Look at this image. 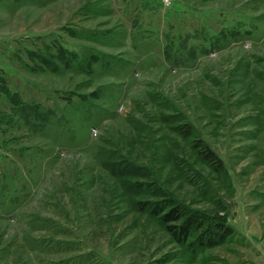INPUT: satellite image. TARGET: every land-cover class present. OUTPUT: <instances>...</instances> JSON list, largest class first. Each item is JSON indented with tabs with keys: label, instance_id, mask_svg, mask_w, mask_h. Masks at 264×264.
Here are the masks:
<instances>
[{
	"label": "rangeland",
	"instance_id": "rangeland-1",
	"mask_svg": "<svg viewBox=\"0 0 264 264\" xmlns=\"http://www.w3.org/2000/svg\"><path fill=\"white\" fill-rule=\"evenodd\" d=\"M0 264H264V0H0Z\"/></svg>",
	"mask_w": 264,
	"mask_h": 264
},
{
	"label": "trees",
	"instance_id": "trees-1",
	"mask_svg": "<svg viewBox=\"0 0 264 264\" xmlns=\"http://www.w3.org/2000/svg\"><path fill=\"white\" fill-rule=\"evenodd\" d=\"M59 50V48H58ZM62 52V53H61ZM61 52L58 55H53L51 54V57L48 58H43L42 56H39L43 60V64H46L49 66L51 69H58L59 64L64 63L65 66H70L72 65V61L76 59L75 54H68L67 51L61 49ZM74 58V59H72ZM98 59V55L96 54H91L90 55V61ZM90 63V62H89ZM12 102L16 105L19 106V109L21 113L24 116V119L28 118L30 119L31 116L33 115L34 118V124L32 126H37L38 124L36 123V119L38 121L42 119V121L47 120L43 114V112H40L39 109H36L34 106L31 107H25L23 105L22 107L20 106L21 102L20 99L17 95H13L12 97ZM20 102V103H19ZM32 114L30 113L32 110ZM206 151V156L214 158V152L210 149H208L206 146H204ZM144 204H151L149 202H145ZM170 205H164L160 211L155 210L156 213L159 215L160 221L166 226L167 230L170 232V234L173 235L174 239L182 244H186L193 236H195V242L200 241L202 243L209 241L210 243H205L203 246H210L209 244H214L212 243L215 239H219L220 241H223L226 236H229L232 234L233 229L230 226H226L224 224H218L215 223V225H211V227L205 228L204 231L202 230V233L199 235H194L197 234L198 231L196 227V219L194 217H187L186 218V212L185 210L180 206H172L169 208ZM161 208V206H160ZM203 228V227H202ZM213 229V230H212ZM207 240V241H205Z\"/></svg>",
	"mask_w": 264,
	"mask_h": 264
}]
</instances>
